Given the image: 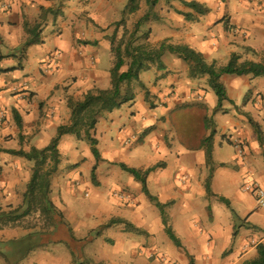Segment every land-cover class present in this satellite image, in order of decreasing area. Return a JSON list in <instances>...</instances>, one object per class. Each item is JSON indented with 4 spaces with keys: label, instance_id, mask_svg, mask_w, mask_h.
<instances>
[{
    "label": "crops",
    "instance_id": "obj_1",
    "mask_svg": "<svg viewBox=\"0 0 264 264\" xmlns=\"http://www.w3.org/2000/svg\"><path fill=\"white\" fill-rule=\"evenodd\" d=\"M105 1L0 0V39L6 44V48L17 45L22 49V51L8 55L0 50V113L4 116L3 120L0 118V209L2 210L9 209L12 212L21 210L27 186L33 175L30 169L32 163L9 154L20 152V150L30 151L26 143H23L25 144L24 149L19 145V138L26 136L32 138L36 131L41 132L31 140L30 145L38 150L46 148L53 140L48 135L51 131L47 130L55 132L60 127L58 124L54 125L48 118L54 120L61 117L65 123L66 98L74 97L82 101L90 91H108L112 88L111 75L116 61L112 52L111 38L116 31L111 26L115 22L113 17L116 14L119 15L117 7L111 4L113 0ZM182 1L184 0L167 1L170 3L167 9L164 6L166 3L164 2L162 6L161 2V11L157 10L158 18L140 27L139 30L142 32L147 30L150 34L149 38L154 39L155 45L153 44L151 48H159L164 42L174 46H186L201 54L207 63L216 64L219 67H226L234 55L240 57L241 63L264 64V45L252 44V38L254 36L257 38V35H254L255 30L262 31L264 28V0H246L248 5L244 11L245 22L239 28L241 31H234L235 35L223 33L221 37L225 49L222 53L217 51L216 39L212 40L210 50L203 43H199L198 31L195 29L196 26L201 25L204 17L213 14L223 16L224 10L222 8L215 10L216 1L210 7L202 5L201 0L184 1L188 3L196 1V4L210 10L209 14L201 17L198 22L196 19L198 13L187 8ZM176 2L183 4L186 9H179ZM124 11L130 12L128 6ZM182 15L190 16L188 22L185 21L184 16L180 19L179 16ZM226 19L228 15L224 16L222 21ZM103 20L106 21L105 26L101 25ZM144 20L147 22L148 18ZM193 20L195 22H192ZM217 20H219L217 17L212 18L213 22ZM35 26L39 28L41 43L25 48L30 37L29 27ZM78 28L83 29L80 34L76 32ZM50 40L53 41L50 42ZM151 40L147 42V47ZM108 51L111 54L113 65L110 68L101 67V58H106ZM33 52L38 53L41 58L40 72L44 77L43 79L30 78L31 82L24 83L22 87L13 86L10 96L16 103L12 105V100L3 96L2 91L7 87L8 78L25 70L24 65L17 67L14 64L22 58L27 62L32 61ZM166 55L168 54H165L161 60L163 69L153 67L150 70L159 73L153 88L149 90L144 87L145 97L149 94L146 101H150L153 108H157L158 101L161 106L157 110V113L161 114H157L156 122L144 126L145 131L147 130L151 136L160 131L168 134L174 129L173 123L177 119L173 121V117L178 110L191 106L188 100L192 92L199 91L206 94V97L214 98L211 114L223 111L218 110L219 99L210 88L208 78L192 80L187 63L176 55H173L174 59L165 61ZM6 65L9 67L4 69ZM129 65L130 61H126L123 73H125L124 70L129 69ZM228 77L230 76L222 79L228 96V101L223 102L222 106L228 103L238 111L240 99L233 95V90L227 84ZM240 78L247 80L245 84L248 88L257 84L255 96L258 99L254 107L257 106L260 112L257 114L250 110L248 102L242 111H238L239 118H236V121H229L227 126L222 128L220 135L216 134L212 137L209 143L211 162L221 167V175L216 173L214 178L212 176V183L209 186L213 193L214 190L221 189L230 195L229 197H234L236 202L234 206H237L235 209L241 212L238 219L244 224L236 225V228L231 224L228 231H224L220 226L217 227L218 225H210L201 231L196 224L190 226L186 220L176 221L170 216L168 226L186 250L179 249L167 235L163 217L156 205H153L147 196L142 194L143 199L135 198L136 206H129L127 209L121 208L123 206L118 203L100 201L99 203L103 205L97 206L100 210L96 212L100 216H97L98 219H92L97 222L90 228L91 232H99L95 240L78 239L74 232L73 226L75 225L69 216H67V222L73 229L74 240H71L69 235L61 240L43 243L41 240L42 238L45 240L46 237L33 238L34 248L36 245L44 247L31 252L24 251V253L10 247L11 241L20 238L22 240L31 233L21 229L0 230V244H4V248L0 249V264H242L249 256L255 255L256 249H248V247L249 242L264 238V210L258 205L247 210L243 205L244 200L240 201L237 193L240 190L238 182H250L252 186L247 188L256 186L264 190V77L244 76ZM1 102L5 106H1ZM134 102L135 100L129 104H134ZM42 104L54 108L51 113L47 114L46 118L49 123L47 122L45 126L41 119L43 117ZM202 106L208 109V103ZM16 117L21 121L25 129L24 133L17 128ZM232 132H235L237 136H232ZM136 140L137 137L134 135L131 140L125 142V146H130L132 141ZM203 141L200 146L193 147V150L207 153L209 147L202 146ZM240 147L244 150L243 157L239 155ZM119 148L114 149L112 155L117 161L116 166L124 164L130 169H135L132 168L134 166L131 165V159L126 157V152L121 151V146ZM188 152L189 150H186L184 154ZM155 153H157L156 161H158L155 166L162 165L165 168L167 167L165 161L177 157V154H182L183 151L180 149L177 153L170 144L159 141ZM236 154L240 160H234ZM13 158L22 161L12 164L10 161ZM148 158L146 154H141L138 156V161L147 163ZM149 160L152 158L150 157ZM228 165L232 166L233 170H229ZM155 166L147 164V168L142 166L136 170L145 173L154 169ZM159 171L151 173L147 178L149 193V186L156 184L161 193L157 200L165 207L171 205V211L182 195H177L175 191H172L170 188L172 183L161 179L158 176ZM132 182L129 187L134 192H141L137 181L132 178ZM179 183L178 186L184 188L188 185L189 179H181ZM247 188L244 191L249 195H254L246 191ZM212 191L211 195H214ZM150 204L159 211L158 214L146 208ZM55 207L63 208L61 211L63 210L65 214V203L63 206L55 205ZM113 219L120 220L123 224H116L109 228V223ZM171 221H173V228L170 226ZM103 226L106 229L102 232L99 228ZM193 230L199 231L195 233ZM162 234L168 236L171 245L167 246L165 239H160ZM232 239L239 240V243L231 244ZM74 241L76 243L85 241L86 244L78 246L76 243L72 244ZM44 243L55 246L53 251H48L51 248L46 249Z\"/></svg>",
    "mask_w": 264,
    "mask_h": 264
},
{
    "label": "rangeland",
    "instance_id": "obj_2",
    "mask_svg": "<svg viewBox=\"0 0 264 264\" xmlns=\"http://www.w3.org/2000/svg\"><path fill=\"white\" fill-rule=\"evenodd\" d=\"M151 1L152 3L154 2V0ZM156 1L158 5L154 9H152L150 4L147 3V0H139L140 9L134 15L129 12L126 13V11H124V9L129 5L130 0L112 1L111 4L117 7L119 15L117 16L116 14L113 17L115 22H113L114 24L111 26V28L115 29V31H117L118 33V38L115 43V46L126 45L125 42L122 44L123 40H121L126 31V33H133L134 31H136V27L139 23L140 29V27L143 26L145 23H151L155 20V18H158L157 15L159 14H157V10L161 11V2L162 6L165 2V8H169L170 3H168L167 1L170 0ZM201 1L203 2L201 4L206 7L212 6L213 2L216 1L215 10L222 8L224 10V14H222L223 16L213 14L207 17L198 14V17H196L198 22L200 21L201 17H204L201 25L196 26L195 29L198 31V42L203 43L204 46H206L207 49L209 48L210 50V46L212 47V40L216 39V43L218 46L217 51L219 53H222V51L225 49V46L223 45V40L221 36L224 35L223 33L234 34V31L239 30V28L245 22L244 11L248 4L246 3V0ZM192 2L196 3V1ZM176 4H178L177 7L179 9H186L184 8V5L180 2H176ZM207 10L210 11L209 9ZM226 15H228V19L222 21L224 16ZM183 16L184 15L179 16L180 19H182ZM213 17H217L219 20L213 22ZM147 18L148 21L145 22L144 19ZM184 18L185 21L188 22V17L184 16ZM192 22H195V20H193ZM101 25L105 26L106 21L103 20L101 22ZM82 30L83 29L78 28L76 31L77 34H80ZM239 31H241V29ZM255 31L256 33H254V35H257V38L255 36L252 38V44L254 45L255 43V45L257 46L264 45V28H262V31ZM149 35L150 34L147 30H145L144 32H142V30H139L138 35L135 38L136 46L147 47V42L151 40L149 38ZM52 41L53 40H50V42ZM154 43V39H152L151 42L148 43V47H153L155 45ZM0 50H2L6 55L13 54L16 51H22V49H20L17 45H11L10 47L6 48V44L2 42V39H0ZM32 56L33 59L30 62H27L26 60H24V58H22L21 61L19 60L14 64V66L17 67H19V65L21 64L24 65L25 70L19 71L11 78H8L7 87H5L4 91H2L3 96H6L10 100H12V105H15L16 103L15 101H13L12 96H10L13 92V86L19 85L22 87L24 83L31 82V79L33 78L43 79L44 77L40 72V67L42 66L41 58L36 52H33ZM172 59H174L173 55L168 54L164 57L165 61ZM111 65H113V61L111 54L108 51V53L106 54V58H101V67L108 66V68H110ZM8 67L9 66L6 65L4 69H7ZM153 67H158V69H160L159 64L157 63ZM127 71L128 70H124V72ZM158 74L159 73L155 71L143 72V74H141L140 76V82L135 83L132 86L133 94L135 97L134 104L132 103L124 105L122 108L116 110L112 114H106L100 117V122L95 129L96 131L92 132L93 137L98 141L97 149L100 154V158L98 160H96L92 154V148L89 141H78L76 137L72 135H67L61 140L60 152L63 157V164L61 160L62 165H60L57 174L52 179L51 195V199L55 205L63 206V204L65 203V214L63 213V210L61 211V209L63 208L56 207L57 216L55 217L57 219L58 217H61V224L59 225L55 223L54 226L49 225L50 223H45V221H42L38 216H32L27 219H24L23 221L20 220L15 226H6V224L2 223L0 230L13 231L16 229H21L22 231H27L31 233V235L27 238H24L22 240L20 238L16 239L15 241H11L10 247H13L20 252H31L33 250H37L38 248L41 249L44 247L41 245H36V247L34 248L32 243L33 238L39 239L40 237H46L45 240L42 238L41 243L46 241L51 242L52 240L57 241L65 238L62 236L66 234L67 228H69L67 216L71 218V221H73V224L75 225L73 226L74 232L78 239L89 238L90 240H95L99 232H91L90 228H92L93 225L97 222V220L92 219H96L97 216H100V214L96 213L98 210H100L97 208V206L101 207L103 205L102 203H99L100 201L106 203H118L123 206L121 208L127 209L129 206H136L134 204L135 198L143 199L142 196L145 195L143 193V184H141L140 182L137 181V183L141 187V192H134L129 187L131 186L130 183L132 182V178H135L134 176L122 170L121 166L124 164L116 166L117 161L112 157L114 149L117 150L119 146H121V151L126 152V157L131 159V165L134 166L132 168H135V170H139V168H141L142 166L147 168V164L155 166V164L158 162L156 161L157 153L155 152L157 150V144L159 141L170 144L177 153L180 149L181 151H183V155L177 154V157L170 158L169 160L165 161L167 167L164 168V166L162 165L153 167L156 168L155 172L160 170L158 176L161 179L167 180L172 183L170 186L172 191H175L177 195H182L179 201H177V204L174 209L170 211L171 205L166 206L164 208L166 218L169 219V217L171 216V218L176 221L184 219L190 226L196 224L198 227H200L201 231L210 225H218L217 227L220 226L224 231H228L232 226L231 224H233L234 228L237 227L236 225L244 224L243 221H239L238 219V215L241 214V212L238 209H235L237 208V206H234V204H236L234 197H229L230 195L226 194L221 189L217 191L214 190V193L211 189L214 195H209L207 193V185H211L212 183L211 177L213 176L214 178L216 173L221 175V167H217L215 164H212L211 160L209 161L208 152L200 153L199 151H194L193 147L200 146L201 141L204 140L202 146L208 148V139L213 136H216V134L220 135L222 128L227 126L229 121H236V118H239V116L237 115L238 111H242V109L245 108L248 102L249 109L258 114L260 111L257 109V106L256 108L254 107L255 101L258 99V97L255 96L257 84H254L253 87L248 88L245 84L247 81L245 78H240L237 76L228 77L227 84L233 90V95L236 96V98L240 99V109L237 111L232 105L226 103L223 104V106L218 107L219 111L220 109H222L223 111L216 112L215 114H211V112L213 113L212 109L214 107L212 106V103L214 101L213 97H206V94L204 95L199 91L192 92V99L188 100L190 101L191 106L178 110L173 117V121L174 119H177V121L173 123L174 129H172V131L168 134H163V132L160 131L158 134L151 136V134H148L147 130L145 131L146 128H144V126L156 122L155 118L156 116H158L157 114H161L157 113V110L158 107L161 106L158 101L157 108H153L151 102L146 101V98H149V94L145 97L144 87L149 90L153 88L154 82L157 79ZM16 96L18 95L16 94ZM200 98L203 99L202 102L199 100ZM69 100L78 102V100L74 97L66 98L65 123L63 119H61V117L55 118L54 120L48 118V120L54 123V125L58 124L59 126L70 127L71 110L69 109ZM1 103V106H5L3 102ZM207 103L208 109H205L202 105ZM42 107L43 108H41V110L43 117L41 119L43 121V126H45V124L48 122L46 116L47 114L51 113L54 108L50 107L47 104L45 106L44 104H42ZM246 120H248L247 117ZM15 124L19 131H22L24 133L25 129L23 128V125L20 126V129L19 123L15 122ZM129 124L131 127L129 126ZM47 131L52 132H49L48 135H50V137H52L53 139L58 136V131ZM26 133H28V131H26ZM40 133L41 132L36 131L35 135L32 138H30L29 136L19 138V145L23 146V149L25 148V144L23 143H26L27 147L30 148V151L26 153H30L33 149H36L35 147H31L30 143L31 140L34 139ZM134 135H136L137 140L132 141V144L126 147L125 142L131 140ZM233 135L237 136L235 132H232V136ZM212 139L213 138H211V140ZM26 140L28 142H26ZM51 142L47 147L50 146ZM186 150H189L188 154H184ZM141 154H146L147 157H151L152 160H149L148 158V160L146 161L147 163H140V161H138V156ZM234 160H240L237 154L235 155ZM21 161V159L13 158L10 163L12 162V164H18ZM227 167L229 170H233L232 166L228 165ZM30 169L33 173V163L32 167L30 166ZM224 171L225 170H223V172ZM186 177L189 179L188 185L184 188L179 187V181L181 179H187ZM238 184L240 185V190L237 193V197L240 201L244 200V207L247 210H250L251 208H254L257 205L260 207L259 202H257L256 200L257 198H255L254 195H249L244 191L245 188L252 186L250 182H238ZM149 187L150 194L152 195V197H154L155 199H159V195L161 193L159 192L158 186L156 184H152ZM149 201L153 205H156L155 202H152L151 200ZM146 208L150 209L151 211H154L156 214L159 213V209L157 208V210L154 206L152 207L151 204L148 205ZM1 211H4L6 213L12 212L9 209H0V212ZM113 221L117 220L113 219ZM86 224L89 226H87ZM170 226L173 228V221H171ZM86 229H88L89 231H87ZM105 229V226L99 228V230H101L102 232ZM199 230L193 231L196 233ZM235 237H237V235H235ZM163 238L165 239L167 246L171 245L170 239L166 234H162L160 236V239ZM72 239L74 240V238ZM75 243L76 242L74 241V243L72 244ZM84 243L85 241L80 243L77 242L76 244L80 246ZM238 243L239 240H231V244ZM257 244H264V238H261L259 241H257ZM44 245L46 249L51 248L50 250H48L50 252L53 251L55 247L48 243H44ZM1 248H4V244H0V249ZM179 249L186 250L183 247L182 243ZM253 256H249V258ZM76 258L79 261V258L77 256ZM249 258H247V260ZM245 261H243V263Z\"/></svg>",
    "mask_w": 264,
    "mask_h": 264
},
{
    "label": "trees",
    "instance_id": "obj_3",
    "mask_svg": "<svg viewBox=\"0 0 264 264\" xmlns=\"http://www.w3.org/2000/svg\"><path fill=\"white\" fill-rule=\"evenodd\" d=\"M154 0H147L151 8L154 9L158 4ZM152 3V4H151ZM182 3L189 9L196 11L198 14L207 15L209 11L203 6L196 3H188L182 1ZM139 0H130L128 5L129 13L135 14L139 11ZM188 18L190 17L189 15ZM140 23L137 25L136 31L133 33H124L121 40L122 44L125 42V46H115L118 38L117 31L111 38L112 52L115 57V67L112 71V88L108 91L94 90L88 92L82 101L75 102L69 100V109L71 110V125L70 127L60 126L58 128V136L52 140L49 147L44 150L33 149L30 153H26L20 150V152H10V155L24 159L34 164L32 179L30 180L26 193L24 195V205L19 211L6 213L0 212V227L1 224L6 226H15L20 220L27 219L32 216H38L45 223L53 225L55 223L61 224V217L58 219L57 209L54 202L51 199L52 195V179L57 174L60 165L63 164V157L60 152L61 140L67 136L72 135L76 137L78 141H89L92 154L96 160L100 158L99 151L97 149L98 141L93 137L92 132L96 131V127L99 124L100 117L105 114L113 113L115 110L122 108L135 100L132 86L135 83L140 82V76L143 72H148L157 63L159 68L163 69L161 62L165 54H172L179 56L190 67V77L192 80H201L208 78V84L210 88L215 92L219 99V107L222 103L228 101L226 89L223 85L222 79L225 76H252L254 78L264 77V64H255L244 62L241 63L240 57L234 55L231 58L230 63L226 67H219L216 64H209L205 61L201 54L196 53L186 46H174L167 42L160 45L159 48H147L144 46H136L135 38L139 32ZM39 28L29 27V40L25 48H29L33 45L41 43ZM129 39V40H128ZM135 41V42H134ZM24 51V50H23ZM126 61H130L129 69L123 73ZM17 118L19 128L22 125L21 121ZM21 129V128H20ZM212 138V137H211ZM208 139V144L210 143ZM208 159L211 160V147L209 146ZM62 160V164H61ZM122 170L132 176L135 180L140 182L143 187V193L149 200L155 202L156 207L159 209L163 216V221L166 227V233L173 243L179 248L181 243L176 238L173 230L168 226V218H166L164 208L157 199L151 196L148 189L147 178L155 172L156 168L150 169L146 173H142L135 169H129L125 165L121 166ZM207 193L211 194L210 186L207 185ZM116 224H123L120 220L111 221L109 228L116 226ZM69 226V225H68ZM1 229V228H0ZM70 236L73 238V231L71 227L67 228L66 234L62 237ZM73 240V239H71ZM243 264H264V244L259 245L256 248V254L245 261Z\"/></svg>",
    "mask_w": 264,
    "mask_h": 264
},
{
    "label": "built area",
    "instance_id": "obj_4",
    "mask_svg": "<svg viewBox=\"0 0 264 264\" xmlns=\"http://www.w3.org/2000/svg\"><path fill=\"white\" fill-rule=\"evenodd\" d=\"M172 96L174 97V94ZM189 99H192V97L189 96ZM199 100L201 101L203 99L200 98ZM0 118H1V120H3V118H4L2 113H0ZM239 155L241 157L244 156V150H242L241 147L239 149ZM252 188H247L246 191H250V192L254 193V195L256 196V198L259 202L260 208L262 210H264V190L261 189L260 187H256V186H253ZM258 246H259V244H257V241L254 240V241L249 242L248 249H254V248L256 249Z\"/></svg>",
    "mask_w": 264,
    "mask_h": 264
}]
</instances>
